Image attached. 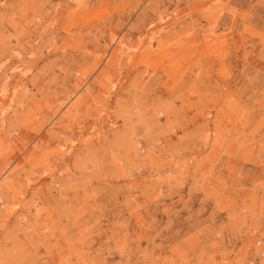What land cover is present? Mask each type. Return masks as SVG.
<instances>
[{"label":"rangeland","instance_id":"374dc122","mask_svg":"<svg viewBox=\"0 0 264 264\" xmlns=\"http://www.w3.org/2000/svg\"><path fill=\"white\" fill-rule=\"evenodd\" d=\"M0 264H264V0H0Z\"/></svg>","mask_w":264,"mask_h":264}]
</instances>
